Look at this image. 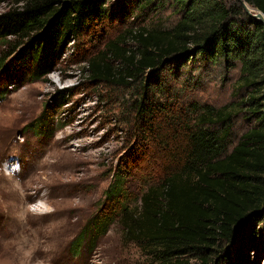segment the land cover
<instances>
[{"label":"rangeland","instance_id":"obj_1","mask_svg":"<svg viewBox=\"0 0 264 264\" xmlns=\"http://www.w3.org/2000/svg\"><path fill=\"white\" fill-rule=\"evenodd\" d=\"M148 1L108 0L109 17L90 34L71 41L56 70L40 80L3 84L0 264L157 263L156 248L127 233L121 213L107 198L116 173L124 174V191L136 199L146 182L162 177L167 166L165 142L176 133L178 122L181 127L193 123L202 106L234 105L246 94L238 86V69L228 71L201 57L185 65L169 64L162 70L163 82L153 85L158 106L151 127L144 126L132 111L135 88L91 80L85 59L103 50L106 43L129 29H170L181 19L175 0ZM14 6L16 0H0V13ZM133 43L127 36L121 45L133 47ZM6 52L5 43L0 42V56ZM111 63L118 66L114 60ZM70 88L74 94L66 103L52 108L59 90ZM162 105L164 112L158 109ZM248 115L232 117L234 144L257 124ZM43 118L45 132L36 127ZM172 144L174 140L166 147ZM128 202L132 207L139 204L138 200ZM96 216L109 222L80 247L82 231ZM252 228L256 237L249 247L248 264H264V220H255ZM221 246L227 249L229 244ZM183 259L203 264L192 256Z\"/></svg>","mask_w":264,"mask_h":264},{"label":"trees","instance_id":"obj_2","mask_svg":"<svg viewBox=\"0 0 264 264\" xmlns=\"http://www.w3.org/2000/svg\"><path fill=\"white\" fill-rule=\"evenodd\" d=\"M245 1L264 13V0ZM107 2L16 0V6L0 13V42L7 48L0 56V95L3 84L40 80L56 70L70 42L109 17ZM175 6L181 19L172 28L129 29L85 59L91 80L135 88L132 111L151 127L158 106L153 85L163 82L162 70L169 64L185 65L201 57L228 71L238 69V86L246 95L219 109L202 106L193 123L181 127L178 122L176 133L165 142L162 177L146 182L136 199L125 193L126 179L119 172L106 195L121 213L127 233L156 248V264H188L186 256L203 264H248L256 237L251 225L264 220V24L249 15L240 0L230 5L224 0H175ZM127 36L133 47L121 45ZM141 78L145 80L134 87ZM73 94V88L59 90L52 108H61ZM158 109L166 111L164 105ZM241 113H251L247 117L257 124L234 144L232 117ZM44 121L36 125L42 132ZM129 200L139 204L129 206ZM106 221L109 218H93L79 246ZM223 242L229 244L227 249Z\"/></svg>","mask_w":264,"mask_h":264},{"label":"water","instance_id":"obj_3","mask_svg":"<svg viewBox=\"0 0 264 264\" xmlns=\"http://www.w3.org/2000/svg\"><path fill=\"white\" fill-rule=\"evenodd\" d=\"M240 1L249 15H251L256 21L264 24V13L259 8L251 6V4L247 3L245 0Z\"/></svg>","mask_w":264,"mask_h":264}]
</instances>
